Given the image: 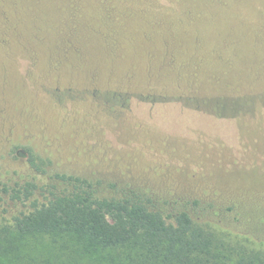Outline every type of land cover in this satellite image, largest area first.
<instances>
[{
	"label": "rangeland",
	"instance_id": "374dc122",
	"mask_svg": "<svg viewBox=\"0 0 264 264\" xmlns=\"http://www.w3.org/2000/svg\"><path fill=\"white\" fill-rule=\"evenodd\" d=\"M55 174L264 243V0H0V188Z\"/></svg>",
	"mask_w": 264,
	"mask_h": 264
},
{
	"label": "trees",
	"instance_id": "16d2710c",
	"mask_svg": "<svg viewBox=\"0 0 264 264\" xmlns=\"http://www.w3.org/2000/svg\"><path fill=\"white\" fill-rule=\"evenodd\" d=\"M16 152L45 172L47 161L33 148ZM40 189L44 202L33 200ZM2 195L33 202L31 212L0 225V264H264V243L220 235L188 211L164 214L137 193L103 198L81 177L3 185Z\"/></svg>",
	"mask_w": 264,
	"mask_h": 264
}]
</instances>
